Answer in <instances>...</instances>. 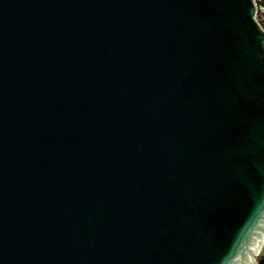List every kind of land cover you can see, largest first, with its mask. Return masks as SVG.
I'll use <instances>...</instances> for the list:
<instances>
[{
    "label": "water",
    "instance_id": "water-1",
    "mask_svg": "<svg viewBox=\"0 0 264 264\" xmlns=\"http://www.w3.org/2000/svg\"><path fill=\"white\" fill-rule=\"evenodd\" d=\"M255 0H0V264H264Z\"/></svg>",
    "mask_w": 264,
    "mask_h": 264
},
{
    "label": "trees",
    "instance_id": "trees-1",
    "mask_svg": "<svg viewBox=\"0 0 264 264\" xmlns=\"http://www.w3.org/2000/svg\"><path fill=\"white\" fill-rule=\"evenodd\" d=\"M256 3H257V6H258V13L257 14L260 17L259 22L262 25V23H264V18H262L263 15H264V9H263L264 1L263 0H256Z\"/></svg>",
    "mask_w": 264,
    "mask_h": 264
},
{
    "label": "rangeland",
    "instance_id": "rangeland-1",
    "mask_svg": "<svg viewBox=\"0 0 264 264\" xmlns=\"http://www.w3.org/2000/svg\"><path fill=\"white\" fill-rule=\"evenodd\" d=\"M264 1V0H263ZM263 9H264V4H263ZM258 13V12H257ZM262 18H264V15H263V17ZM257 19L259 20L260 19V17H259V15L257 14ZM262 26H263V28H264V23H262Z\"/></svg>",
    "mask_w": 264,
    "mask_h": 264
},
{
    "label": "built area",
    "instance_id": "built-area-1",
    "mask_svg": "<svg viewBox=\"0 0 264 264\" xmlns=\"http://www.w3.org/2000/svg\"><path fill=\"white\" fill-rule=\"evenodd\" d=\"M255 3H256V0H255ZM256 6H257V3H256ZM257 12H258V6H257ZM256 17H257V13H256ZM259 21V20H258Z\"/></svg>",
    "mask_w": 264,
    "mask_h": 264
}]
</instances>
